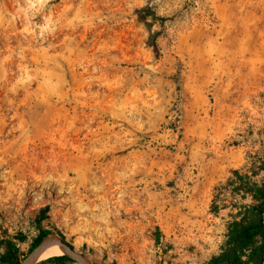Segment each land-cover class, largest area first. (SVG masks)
<instances>
[{"label":"rangeland","instance_id":"1","mask_svg":"<svg viewBox=\"0 0 264 264\" xmlns=\"http://www.w3.org/2000/svg\"><path fill=\"white\" fill-rule=\"evenodd\" d=\"M253 182L264 0H0V235L23 252L48 207L91 264H209Z\"/></svg>","mask_w":264,"mask_h":264},{"label":"trees","instance_id":"2","mask_svg":"<svg viewBox=\"0 0 264 264\" xmlns=\"http://www.w3.org/2000/svg\"><path fill=\"white\" fill-rule=\"evenodd\" d=\"M140 20L151 31V23L158 19L164 20L163 17L151 10L150 7H144L139 14ZM152 19V22L149 20ZM157 32H151L148 43L150 46L157 50ZM247 190L256 199L257 203L250 209L251 217L246 221L234 222L229 231V237L226 249L214 257L209 264H245L243 256L248 252L249 259L253 264H262L264 255V224H263V211H264V183L259 185L252 183ZM48 207H43L39 211V217L36 221L38 229L37 236L31 242L30 248L27 252H23L19 243L26 241V236L20 234L13 238L0 235V244L5 248V251L0 253V264H21V261L36 248L45 236L53 232V230L46 228L43 220L47 218ZM257 240L260 243H256ZM67 262L76 263L67 255L51 256L36 264L50 263V264H66Z\"/></svg>","mask_w":264,"mask_h":264},{"label":"water","instance_id":"3","mask_svg":"<svg viewBox=\"0 0 264 264\" xmlns=\"http://www.w3.org/2000/svg\"><path fill=\"white\" fill-rule=\"evenodd\" d=\"M263 224H264V211H263ZM51 243H57L60 248L63 250L64 254L69 256L72 260H74L77 264H91L90 259L81 251H79L73 244L68 242L63 238L62 235L56 232H51L41 243L34 248L22 261L21 264H36L39 262L38 258L43 252V250ZM264 264V255L263 261Z\"/></svg>","mask_w":264,"mask_h":264},{"label":"bare ground","instance_id":"4","mask_svg":"<svg viewBox=\"0 0 264 264\" xmlns=\"http://www.w3.org/2000/svg\"><path fill=\"white\" fill-rule=\"evenodd\" d=\"M63 254H64L63 250L60 248V246L57 243H51L43 250L38 260L41 261L44 258H48L56 255H63Z\"/></svg>","mask_w":264,"mask_h":264}]
</instances>
